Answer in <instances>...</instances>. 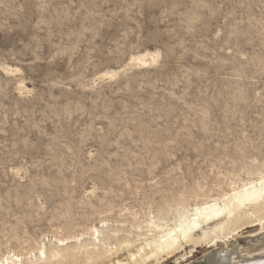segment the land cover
Wrapping results in <instances>:
<instances>
[{
    "label": "rangeland",
    "instance_id": "1",
    "mask_svg": "<svg viewBox=\"0 0 264 264\" xmlns=\"http://www.w3.org/2000/svg\"><path fill=\"white\" fill-rule=\"evenodd\" d=\"M261 175L264 0H0V259L83 254L98 229L133 264L151 222ZM250 221L159 264L257 250Z\"/></svg>",
    "mask_w": 264,
    "mask_h": 264
},
{
    "label": "bare ground",
    "instance_id": "2",
    "mask_svg": "<svg viewBox=\"0 0 264 264\" xmlns=\"http://www.w3.org/2000/svg\"><path fill=\"white\" fill-rule=\"evenodd\" d=\"M157 56L158 54L155 56L143 53L134 57L133 60H136L138 65H146L150 60L154 62ZM105 74L109 75V73ZM117 74V71H113L110 75L114 77ZM22 89L25 87H21ZM253 219L259 224H264V175L242 184L221 198L195 204L181 214L173 225L160 226L155 221L151 222L150 225L148 224L149 227H153L152 231L155 228L157 232L151 238L145 239L134 253H129L128 257L133 264H159L164 257L172 256L185 244L197 245L204 242L209 245H218L219 241L227 244L241 226L255 222L250 221ZM93 231L94 234L91 235L95 237V240L88 243L93 247L84 245L87 249L83 254L75 252L74 249L56 248L47 251L43 247L38 250L37 259L42 264H130L112 259L118 254L119 249L116 248L114 251L113 247V249L97 247L98 229ZM65 241L59 240V246H67ZM127 246L129 248L128 244ZM255 251H261L262 256H252ZM22 260V256L9 253L7 257L0 259V264H23ZM200 264H264V244L257 250L251 246L241 249L236 245L219 248L216 253L209 255L205 262Z\"/></svg>",
    "mask_w": 264,
    "mask_h": 264
}]
</instances>
